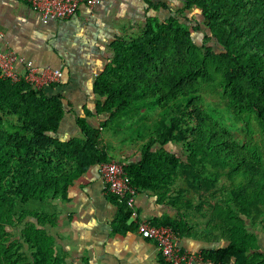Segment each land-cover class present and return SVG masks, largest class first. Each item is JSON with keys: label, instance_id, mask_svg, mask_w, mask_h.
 <instances>
[{"label": "trees", "instance_id": "trees-1", "mask_svg": "<svg viewBox=\"0 0 264 264\" xmlns=\"http://www.w3.org/2000/svg\"><path fill=\"white\" fill-rule=\"evenodd\" d=\"M177 1L148 0L167 16L146 15L135 34L112 38L111 56L92 82L94 109L75 117L79 136L58 137L67 111L61 94L0 73V264H70L50 232L57 202L110 160L126 163L137 192L175 211L153 224L223 243L202 249L203 261L264 264V159L253 140L254 123L264 132V0ZM206 94L225 104L241 141L209 109ZM109 125L114 134L135 130L123 142L133 146L126 153L103 137ZM105 192L116 207L112 231L135 229L125 200Z\"/></svg>", "mask_w": 264, "mask_h": 264}, {"label": "crops", "instance_id": "crops-1", "mask_svg": "<svg viewBox=\"0 0 264 264\" xmlns=\"http://www.w3.org/2000/svg\"><path fill=\"white\" fill-rule=\"evenodd\" d=\"M14 1L16 4L29 7L36 15L34 18L38 21L37 26L25 20L20 14H16L14 18L4 14V19L0 21V30L3 31L0 32V47L30 58L39 66L57 68L63 72L61 81L45 86V89L49 94L59 93L63 96L67 110L64 116L65 118L70 116L74 123L75 117L83 114V108H90V103L95 100L91 92L92 82L108 60L105 54L107 49L109 50L108 45L112 38L115 35L135 34L143 26L146 15H153L151 12L155 11L149 8L148 0H99L91 8L81 4L66 20L51 21L40 18L30 8L28 0H9L8 3L13 4ZM108 13L111 14L109 27L115 30L105 29L106 33H104L99 24L106 20ZM58 24L60 25L57 26ZM24 26L28 30L25 31ZM31 26L39 31L33 30ZM79 29L83 31L80 32L81 35L77 40ZM87 30H90L91 36L86 33ZM107 31H111V34ZM33 33H37L39 38ZM30 35L32 41H28L27 36ZM92 36L96 44L94 49L88 45ZM65 40H72L76 45L71 43L69 46H73L72 49L66 47ZM52 43L53 46L59 45L62 48L61 51H56L57 54L48 51L47 47ZM99 44L103 45V48H100ZM30 51L37 53L39 57L32 56L29 54ZM63 120L58 129V137L65 140L70 138V135L67 130L69 125ZM75 127L74 124V129ZM62 129L64 132L67 131L66 137L61 134ZM75 131L78 133L77 128ZM57 203V207L65 209L67 219L62 217L55 228L64 226L66 236L60 237L58 232H52V235L55 241L64 242L66 245L65 247L63 244V250L67 249V259L70 264H164L160 260L157 244L151 239L140 236L136 228L124 233L112 231L116 207L106 198L103 180L97 166L92 167L74 183L67 201ZM134 209L136 217L131 216L127 225H136L137 220L140 219L151 222L154 218L175 214L172 208L159 204L150 192H137ZM180 243L198 252L204 248L223 244L186 237H180ZM194 264L212 263L199 258Z\"/></svg>", "mask_w": 264, "mask_h": 264}, {"label": "built area", "instance_id": "built-area-1", "mask_svg": "<svg viewBox=\"0 0 264 264\" xmlns=\"http://www.w3.org/2000/svg\"><path fill=\"white\" fill-rule=\"evenodd\" d=\"M30 8L43 20L57 21L72 16L76 9L84 4L91 8L99 0H28ZM0 73L2 77L17 82L24 80L37 89L61 81L63 72L49 66H39L32 59L0 47ZM124 161L110 160L99 164L98 171L103 180L104 190L125 200L131 209V216L136 217L134 198L136 188L125 170ZM136 231L143 238L153 240L166 264H194L201 252L192 251L180 243L172 227L156 225L146 219L136 222Z\"/></svg>", "mask_w": 264, "mask_h": 264}, {"label": "rangeland", "instance_id": "rangeland-1", "mask_svg": "<svg viewBox=\"0 0 264 264\" xmlns=\"http://www.w3.org/2000/svg\"><path fill=\"white\" fill-rule=\"evenodd\" d=\"M8 1L9 0H0V21H2L4 18H3V15L5 14V15H11L12 16V18H14L15 17V15L16 14H20V16L21 17H24L25 18V20H27V21H29V22H32L33 23V25L34 26H37V20L34 18V13L29 9V7H27V6H25V5H22V4H20V3H18V4H16V1H14V3L13 4H10V3H8ZM168 1V3H170L172 6H175V5H177V0H167ZM7 6L9 7V8H7ZM4 8V9H3ZM153 15H157V16H159V17H161V18H163V17H166L167 16V12H165V11H154V12H151ZM111 14H106V17L107 18H105L106 20L105 21H101V23L99 24L100 25V29L102 30V32L104 31V33H106V31H105V29L106 30H115L114 28H111V27H109L110 26V23L109 22H111L110 21V19H109V16H110ZM36 16V15H35ZM66 20V19H65ZM63 21V20H62ZM29 25V24H28ZM60 24H58L57 26H59ZM34 26H31V28L33 29V30H36V31H39V29H36ZM17 29H19V28H17ZM24 29H25V31L26 30H28L27 28H26V26H24ZM81 31H83L82 29H79L78 30V35L76 36V39L77 40H79V35H81L80 34V32ZM90 30H87L86 31V33L89 35V36H91V33L89 32ZM0 32L2 33L3 31L2 30H0ZM108 33L110 32V34H111V31H107ZM16 34H18V32H16ZM34 35H35V37H37V38H39L38 36H37V33H33ZM28 35V34H27ZM197 36H200L199 38L197 37ZM28 37V41L30 40V41H32L33 40V38H31V35L30 36H27ZM108 37H109V35H108ZM107 37V38H108ZM106 38V39H107ZM194 38L198 41V42H200V40L202 39V34H197L196 33V35H195V33H194ZM89 39H91V41H90V44H88V45H90V47L92 48V49H94V47L96 46V44H95V42H94V39H93V36L92 37H90ZM88 39V40H89ZM99 40V39H98ZM37 43V42H36ZM71 43H73V45H76L74 42H72V40H65V42H64V45L66 46V47H69V48H73V46H69ZM53 44L54 43H52V45H48V51H49V53H52V54H57L56 53V51H61V47L58 45V46H53ZM83 44V43H82ZM98 45V44H97ZM1 46V45H0ZM34 47H37V46H34ZM99 47L100 48H103V45H101V44H99ZM106 48H107V46H106ZM64 51V50H63ZM70 51V50H69ZM75 51V50H74ZM29 54H31L32 56H36V57H39V55H37V53H34V52H32V51H30L29 52ZM61 54V53H60ZM61 56H62V54H61ZM111 56V52H110V50H108L107 49V52H106V54H105V57H107V59L109 58ZM204 98H205V101H206V103H207V105H208V107H209V109L211 110V111H213L216 115L215 116H217V118L219 119L220 118V120H222V122L223 123H225V124H231L232 126H233V129H232V133L234 134V136H235V138H237L238 140H242L243 139V136H244V132H243V130L241 129V128H237L238 126H239V124H237V123H234L233 121H232V116L230 115V114H228V113H226V111H225V104L224 103H221V102H219V99H218V97L217 96H215V95H208V94H206L205 96H204ZM87 103V102H86ZM94 104H95V100L92 102V103H90V109H94ZM64 118H65V116H64ZM63 118V119H64ZM72 119V118H71ZM71 119H70V116H67L64 120H65V122L69 125V126H67V130H68V132H69V135H70V137H73V136H76V135H78V133L75 131L76 130V128L77 127H75V129H74V122L73 121H71ZM64 120H63V122H64ZM99 121H101V118L100 117H98V116H96V117H91V118H89V122L93 125V126H98L99 125ZM70 127V128H69ZM113 129H114V125H109L108 126V128L107 129H102V135H103V137L105 138V140L109 143V144H111L112 146H114V148H115V151L116 152H118V151H120L121 150V152L122 153H126V150H129V149H131L133 146H132V144H131V142L130 141H127L126 143H123L124 141H125V138H126V136H128V135H132V134H135L136 132H135V130L133 131L132 129H128V128H125V127H122V128H120V130H118L117 131V133H112L113 132ZM78 130V129H77ZM65 132H67V131H65ZM64 132V129H62V132H61V134L64 136V137H66L67 135H65L66 133ZM79 136V135H78ZM253 140H254V142L256 143V145L258 146V148H260V150L263 152V159H264V132H261V131H259L258 130V127H257V125L254 123V133H253ZM167 147V149L169 150V151H173V152H175V153H180V147L179 146H176V145H173V144H170V145H167L166 146ZM90 170V169H89ZM88 170V171H89ZM74 185V184H73ZM72 185V186H73ZM71 189V188H70ZM69 192H70V190H69ZM39 204V203H38ZM57 205H58V203H57ZM40 206H42V205H40ZM57 209V224L62 220V217L64 218V219H67V216L65 215V213H66V211H65V209H61L60 207H57L56 208ZM63 215V216H62ZM56 227V226H55ZM55 227H52V228H50V232L52 233H54V232H58L59 233V235H60V237L61 236H63V237H65L66 236V230H65V227L63 226V228L62 227H60V228H55ZM258 236L260 237V238H263L264 239V237H262L261 236V234L259 233L258 234ZM64 241H65V238L63 239ZM63 244H64V242L62 243V242H60V241H55V249H56V251L57 252H63L64 254H65V256H68V254H67V249L64 251L63 249ZM65 245V244H64ZM65 247H66V245H65ZM68 260V259H67Z\"/></svg>", "mask_w": 264, "mask_h": 264}]
</instances>
